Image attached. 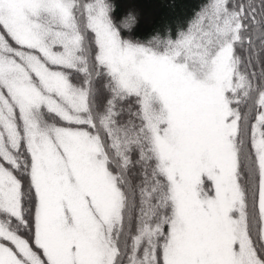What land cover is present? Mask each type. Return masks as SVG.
Returning <instances> with one entry per match:
<instances>
[{
	"label": "snow or ice",
	"instance_id": "6c2138e0",
	"mask_svg": "<svg viewBox=\"0 0 264 264\" xmlns=\"http://www.w3.org/2000/svg\"><path fill=\"white\" fill-rule=\"evenodd\" d=\"M0 264H264V0H0Z\"/></svg>",
	"mask_w": 264,
	"mask_h": 264
},
{
	"label": "trees",
	"instance_id": "16d2710c",
	"mask_svg": "<svg viewBox=\"0 0 264 264\" xmlns=\"http://www.w3.org/2000/svg\"><path fill=\"white\" fill-rule=\"evenodd\" d=\"M165 2H167V0H165ZM181 2H182V0H176V10H177V12L180 11ZM146 11L150 12V11H152V8L151 7L146 8Z\"/></svg>",
	"mask_w": 264,
	"mask_h": 264
}]
</instances>
